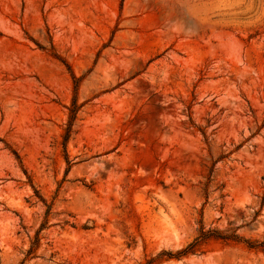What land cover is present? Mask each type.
I'll list each match as a JSON object with an SVG mask.
<instances>
[{
	"label": "rangeland",
	"instance_id": "rangeland-1",
	"mask_svg": "<svg viewBox=\"0 0 264 264\" xmlns=\"http://www.w3.org/2000/svg\"><path fill=\"white\" fill-rule=\"evenodd\" d=\"M199 221L264 241V0H0V264H264Z\"/></svg>",
	"mask_w": 264,
	"mask_h": 264
},
{
	"label": "trees",
	"instance_id": "trees-1",
	"mask_svg": "<svg viewBox=\"0 0 264 264\" xmlns=\"http://www.w3.org/2000/svg\"><path fill=\"white\" fill-rule=\"evenodd\" d=\"M199 228L197 230V235L193 239L191 243H189L186 248L178 251L176 254L171 253H165L162 252L159 254L158 258L162 256H167V260L170 259H180L181 257H185L188 255L195 254L202 243L208 241V240H219L223 242H234V243H240L243 242L247 246L248 249L251 250H260L264 252V241H250L246 240L243 237H240L236 229L234 230H217V229H208L205 230L202 224V221L198 222ZM154 261L153 259L150 260V263Z\"/></svg>",
	"mask_w": 264,
	"mask_h": 264
}]
</instances>
